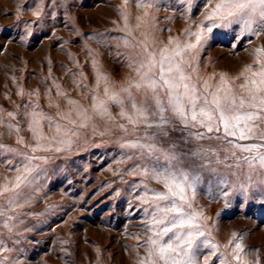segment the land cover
Returning <instances> with one entry per match:
<instances>
[{"label":"snow or ice","instance_id":"6c2138e0","mask_svg":"<svg viewBox=\"0 0 264 264\" xmlns=\"http://www.w3.org/2000/svg\"><path fill=\"white\" fill-rule=\"evenodd\" d=\"M129 2L123 0L124 6L119 9L124 22L119 31L125 35L113 39L131 50L127 54L128 67L135 75L117 89L93 60L96 87L90 90L89 107L70 98L56 84L57 95L67 102V110L57 104L53 116L38 102L24 106L23 115L34 143L25 142L18 124H8L17 134V143L28 151L0 143V155L10 153L20 158V163L5 161L15 167L16 175L0 184V197L5 198V203L0 204V226L9 234L20 235L16 230L24 221L15 223L17 218L9 213L23 206L22 198L27 202L24 190L33 185L41 171V165L34 161L47 163L48 157L36 153L70 149L81 138L82 129L91 126L96 131L95 121L99 118L115 122L116 128L136 137L120 142L121 148L133 150L126 159L138 161L127 174L143 178L140 184L131 185L134 192L143 189L134 198L143 208L147 229L139 244L144 255L137 252L135 264H201L205 249L208 252L202 264H212L213 257L218 264H261L258 250L246 251L243 234L232 232L224 245L216 242L206 223L209 218L196 206V199L198 189L204 187L209 197L215 199L214 192L223 197L226 206L228 197L236 191L246 196L250 191L258 193L259 202L264 203V45L245 49L251 63L245 64L236 76L226 72L203 76L199 68L200 52L214 30L238 25L237 42L264 35V0H203L199 19L193 18L199 0H176L189 26L183 38L169 36L167 43L157 42L151 35L155 29L154 12L160 10L161 0H135L136 7L142 10L135 17L141 39L129 25ZM34 15L39 16L40 11ZM90 39L105 43L103 33ZM137 93H142L140 98ZM18 94L23 96L24 90ZM34 95L38 100L39 93ZM110 105L119 108V117L127 124L116 120ZM7 115L15 118L17 113ZM45 126L54 134L45 132ZM177 126L184 132L182 144L191 145L187 150L176 142L166 148L162 145L168 129L176 130ZM141 127L143 135H136ZM149 180L161 185V189L151 188L145 182ZM13 251L0 239V264H23L10 255ZM249 254L255 259L250 260Z\"/></svg>","mask_w":264,"mask_h":264},{"label":"rangeland","instance_id":"374dc122","mask_svg":"<svg viewBox=\"0 0 264 264\" xmlns=\"http://www.w3.org/2000/svg\"><path fill=\"white\" fill-rule=\"evenodd\" d=\"M123 6V0H0V119L3 120L0 143L28 151L17 143L15 130L8 127L10 123L19 125L26 143H34L23 115L29 102H38L53 116L57 104L67 110V102L57 95L56 84L70 98L89 107L90 90L96 87L93 60L117 89L135 75L128 67L127 54L131 50L122 41L113 39L125 35L119 31L124 27L119 12ZM180 7L176 0H161L160 10L154 12L155 29L159 31L154 29L151 33L157 42L167 43L169 36L183 38V31L189 25ZM202 8L203 0H199V7L193 9L194 19L200 18ZM37 11L39 16L34 15ZM127 12L130 27L137 39H141L135 17L142 10L136 7L135 0H130ZM238 32V25L214 30L200 52L201 75L226 72L236 76L245 64L251 63L245 49L264 45V35L237 42ZM99 33L104 34L105 43L90 39ZM21 89L23 96L18 94ZM37 92L38 100L34 95ZM141 95L137 93L138 98ZM110 109L118 122L127 124L119 117L118 107L110 105ZM8 112L17 115L12 118ZM95 123L96 131L91 126L82 129L81 138L70 149L36 153L48 157L47 163L34 161L41 165V171L33 185L24 190L27 202L22 198L23 206L9 213L17 218L15 223L24 221L16 230L20 235L9 234L0 226V239L14 249L10 255L23 264H66L67 261L135 264L137 252L144 255L139 244L147 231L145 217L142 206L134 198L143 189L134 192L131 187L140 184L143 178L127 174L138 161H128L126 157L133 150L120 147L123 140L136 137L116 128L115 122L97 118ZM144 131L141 127L136 135H143ZM45 132L54 134L47 126ZM168 132V137L162 140L165 148L170 142L181 144L184 150L191 146L182 144L184 132L179 126L176 130L169 128ZM8 159L20 163V158L10 153L0 155V184L16 175L15 167L5 163ZM121 160L124 162L120 163ZM218 167L224 171L222 165ZM145 182L151 188L162 187L155 181ZM214 195L215 199L209 197L206 188L201 187L196 199V206L209 218L206 223L212 238L224 245L232 232L243 234L246 251L258 250L264 264V203L259 202L258 193L250 191L246 196L240 191L233 192L227 206L223 197L215 192ZM4 203L5 198L0 197V204ZM207 252L203 250L201 264ZM248 258L254 260L255 256L249 254ZM212 264H218L216 257L212 258Z\"/></svg>","mask_w":264,"mask_h":264}]
</instances>
